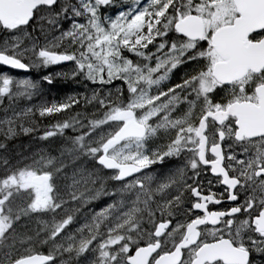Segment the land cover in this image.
<instances>
[{"label": "snow or ice", "instance_id": "6c2138e0", "mask_svg": "<svg viewBox=\"0 0 264 264\" xmlns=\"http://www.w3.org/2000/svg\"><path fill=\"white\" fill-rule=\"evenodd\" d=\"M0 34V66L97 86L18 108L41 84L0 72V264H264V0H0Z\"/></svg>", "mask_w": 264, "mask_h": 264}, {"label": "rangeland", "instance_id": "374dc122", "mask_svg": "<svg viewBox=\"0 0 264 264\" xmlns=\"http://www.w3.org/2000/svg\"><path fill=\"white\" fill-rule=\"evenodd\" d=\"M112 11V10H111ZM117 11V10H116ZM116 11H112L113 13L111 14V12L109 13V15H115ZM74 67V65L71 63L65 65V69L63 71H65L64 73L69 72L72 68ZM66 78V77H65ZM30 79V78H29ZM78 78H72V77H67L66 78V86L65 88L60 89V92L58 91H49L46 88H43L41 86V90L37 93V95L33 96L30 100H25V99H19L16 101V106L18 108H23L26 106H32L38 103V101L35 100V98L41 97V91L43 89L46 90V97L42 100L40 103L43 102H52L51 100L49 101L47 98L50 96H52L51 98H54V94L56 95V99L59 101L61 99L66 98L68 95L74 94V93H83L86 91L85 85H87L88 91L90 92L91 89L93 87H97L96 85H92L90 82L88 81H81V82H77ZM119 81H113L112 85H105V88H111L114 87L116 84H119ZM3 98H0V102ZM19 101V103L17 104V102ZM9 101H6V103ZM5 103V104H6ZM7 105H0V118L3 117L4 112L3 109L4 107L8 106ZM74 110H75V106ZM88 111H92L91 108L88 109ZM39 117V116H37ZM50 119V118H49ZM51 121H49L47 124H43L41 125L40 130H43V127H45L46 125H48L49 123H51ZM68 134H73L71 129L66 130ZM61 138L60 137H55V138H49V140L47 141H42L39 139V131L34 134V135H28L25 136L23 134L17 136L16 138L10 140L9 143V150L12 153H16V152H20L24 155H28L31 154L32 152H35L39 149H44V150H51L55 144H58L60 142ZM28 147V148H27ZM161 167H157L154 169H160ZM106 202H110V198L106 197V196H102L97 200L94 201H90L88 204H86L84 206V208L81 210V213L77 214V221L78 222H83V218L86 215L87 210H98L99 207H102ZM43 251L45 250V252H48V247L47 246H41ZM40 249V248H39ZM41 252H43L42 250H39Z\"/></svg>", "mask_w": 264, "mask_h": 264}, {"label": "flooded vegetation", "instance_id": "af4514ba", "mask_svg": "<svg viewBox=\"0 0 264 264\" xmlns=\"http://www.w3.org/2000/svg\"><path fill=\"white\" fill-rule=\"evenodd\" d=\"M127 3H128V0H119V4L122 6V7H126L127 6ZM116 10H118L116 7H113V9H112V11H116ZM112 11H110L111 12V14L113 13ZM109 12V13H110ZM29 31H32V27L31 26H29ZM37 31H39V29H37ZM4 37H3V35L2 34H0V39H3ZM41 40H42V38H41ZM127 54V53H126ZM69 63H71V61L70 62H68L67 64H69ZM67 64H56V65H51V66H49L48 68H43V67H41V68H32V69H30L28 72H26V73H23V72H20V71H18V70H13V69H9V68H6V67H4V66H0V72H5V73H7V74H10V75H12L13 77H15V78H25V77H27V78H30L31 80H33V81H39L40 82V84H41V86L43 87V88H46V89H48L49 91H58V92H60V89H62V88H65V87H67L66 86V78L64 77V76H60V77H57V76H55V73L56 72H60V73H64L65 71H63L64 69H65V65H67ZM184 71V69H183V67H181L180 69H178V70H174V72H173V74H172V76H171V79L173 80V81H177L178 79H179V76H180V74H181V72H183ZM48 73H52L53 74V76H52V83L51 84H48V83H46V82H44V81H42L40 78L43 76V75H46V74H48ZM41 97H39V99L38 98H35V100L36 101H38V103H40L41 102V100H42V98L44 99L45 97H46V90L45 89H43L42 91H41ZM56 94V93H55ZM54 94V98H51L52 96H50L49 95V97L47 98L49 101L51 100V101H58L57 99H56V95ZM6 101H8L7 100V98L6 97H4L2 100H1V102H0V105L2 106V105H7L8 104V102L6 103ZM6 103V104H5ZM19 103V101L17 102V104ZM178 163V161H177V158H175V157H173V158H171V163H170V165L169 166H171L172 164H177ZM153 168H157V167H161L160 165H154V166H152ZM209 175L210 174H205V173H201V179H202V181H203V184L205 185V186H207V181H208V177H209ZM214 190H216V191H222V188L220 187V186H215L214 187ZM227 201H224L221 205H216V206H213V207H225V206H227ZM158 215V214H157ZM177 218H179V217H177ZM175 221H173V223H174ZM43 253H45L46 254V252L44 251Z\"/></svg>", "mask_w": 264, "mask_h": 264}, {"label": "trees", "instance_id": "16d2710c", "mask_svg": "<svg viewBox=\"0 0 264 264\" xmlns=\"http://www.w3.org/2000/svg\"><path fill=\"white\" fill-rule=\"evenodd\" d=\"M36 119L37 120H41V118L40 117H37L36 116ZM49 121H51V119H49L48 117H44V118H42V120H41V125H43V124H47ZM38 250H42L43 251V249H42V247H40V249H38ZM45 251V250H44ZM43 251V252H44Z\"/></svg>", "mask_w": 264, "mask_h": 264}, {"label": "water", "instance_id": "95a60500", "mask_svg": "<svg viewBox=\"0 0 264 264\" xmlns=\"http://www.w3.org/2000/svg\"><path fill=\"white\" fill-rule=\"evenodd\" d=\"M68 62H70V61H68ZM68 62H61V63H59V64H67ZM9 69H10V68H9ZM13 70H15V69H13ZM18 71H20V72H25V73H26V72H28L29 70H28V71L18 70Z\"/></svg>", "mask_w": 264, "mask_h": 264}, {"label": "bare ground", "instance_id": "6f19581e", "mask_svg": "<svg viewBox=\"0 0 264 264\" xmlns=\"http://www.w3.org/2000/svg\"><path fill=\"white\" fill-rule=\"evenodd\" d=\"M28 148V147H27Z\"/></svg>", "mask_w": 264, "mask_h": 264}]
</instances>
